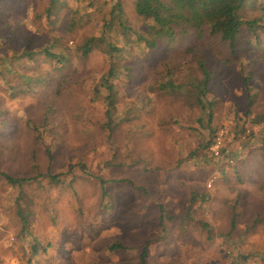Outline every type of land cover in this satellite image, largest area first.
<instances>
[{
    "label": "rangeland",
    "instance_id": "1",
    "mask_svg": "<svg viewBox=\"0 0 264 264\" xmlns=\"http://www.w3.org/2000/svg\"><path fill=\"white\" fill-rule=\"evenodd\" d=\"M0 1L17 14L0 24V172L23 179L0 176V264H143L144 248V264H264V0L244 3L261 22L235 52L193 30L148 51L134 41L147 24L119 0L115 108L105 48L76 45L102 34L117 0H61L48 18L47 0L26 13Z\"/></svg>",
    "mask_w": 264,
    "mask_h": 264
},
{
    "label": "trees",
    "instance_id": "2",
    "mask_svg": "<svg viewBox=\"0 0 264 264\" xmlns=\"http://www.w3.org/2000/svg\"><path fill=\"white\" fill-rule=\"evenodd\" d=\"M24 2L19 4L20 8H23V12L26 13L28 9H32L30 4L32 0H23ZM248 0H132L133 10L139 19L147 24V29L137 34L134 41L143 44L145 49L154 50L160 43H170L174 41L178 36L184 35L189 30H193L198 37L207 32L211 35H215L219 41L226 43L229 51L235 52L238 45L237 41L240 39L242 30L246 26H253L254 23L261 22L258 18L254 17L249 20H244L241 17L240 12L244 7V3ZM250 1V0H249ZM63 6L61 0H47L45 7V16H48L59 10V7ZM122 8L120 1L117 0L110 9V18L102 27V34L99 37L92 36L91 39L86 40L83 44L76 45V48L81 49V53L86 55L93 42H98L105 48L104 51L108 55L111 61L108 65V69L103 75L102 86L108 91V104L111 108H115V103L112 99L114 89L116 88L115 80L120 79V65L113 61L114 57H119L122 52V47L115 42L116 36L123 37L126 34V25L121 22ZM12 15H17L15 8L2 9L0 1V23L3 26H7L12 22ZM24 19L20 17L19 21H15L17 25H20L22 29H26ZM147 22V23H146ZM73 15L69 17L68 30H73L75 25ZM264 26V23L262 24ZM115 27H119V34L114 33ZM188 30V31H187ZM106 33V34H105ZM108 34V35H107ZM127 36H125L126 39ZM54 43H50L49 47ZM124 46V45H123ZM23 53H32L24 48ZM122 51V52H121ZM42 53L49 59H54L57 63H63L65 60L64 55L60 53H54L49 48H43ZM167 72L171 68L164 66ZM197 70L201 73V78L192 83L195 88L193 90V97L201 106L205 108L203 95L205 94L206 86L209 81V72L206 68L205 61L202 57L197 58ZM169 76L165 74L164 78ZM168 77L165 82L160 84V87H166L172 84L175 87V83ZM246 84V82H245ZM207 107V106H206ZM264 146V139H263ZM5 181L10 185H21L23 179L13 177L7 173L0 172ZM24 223V217L21 218ZM24 225V224H23ZM123 247L120 243L115 242L110 244L109 249L115 250ZM145 248L141 253V262L144 264Z\"/></svg>",
    "mask_w": 264,
    "mask_h": 264
},
{
    "label": "built area",
    "instance_id": "3",
    "mask_svg": "<svg viewBox=\"0 0 264 264\" xmlns=\"http://www.w3.org/2000/svg\"><path fill=\"white\" fill-rule=\"evenodd\" d=\"M215 153L217 154V149H218V143L216 142L214 145H213V148H212Z\"/></svg>",
    "mask_w": 264,
    "mask_h": 264
}]
</instances>
